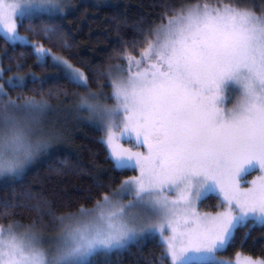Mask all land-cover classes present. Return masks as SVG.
Returning a JSON list of instances; mask_svg holds the SVG:
<instances>
[{"label": "snow or ice", "instance_id": "obj_1", "mask_svg": "<svg viewBox=\"0 0 264 264\" xmlns=\"http://www.w3.org/2000/svg\"><path fill=\"white\" fill-rule=\"evenodd\" d=\"M160 7L159 23L141 21L139 39L119 42L121 63L89 75L73 63L62 24L68 0H0L5 44L25 48L0 58V182L15 183L67 143L45 122L53 109L43 89L60 81L77 89L70 110L103 132L113 169L137 173L115 188L97 182L94 205L75 212L62 211L57 193L0 200V264H111L156 236L161 264H231L218 256L238 231L264 229V0ZM25 21L29 35L20 34ZM4 58L14 63L5 68ZM30 85L34 96L23 94ZM212 194L217 210L199 211Z\"/></svg>", "mask_w": 264, "mask_h": 264}, {"label": "trees", "instance_id": "obj_2", "mask_svg": "<svg viewBox=\"0 0 264 264\" xmlns=\"http://www.w3.org/2000/svg\"><path fill=\"white\" fill-rule=\"evenodd\" d=\"M163 0H68L72 12L68 18L62 21L65 31L68 33V43L72 44L70 49L74 54L73 63L81 67L87 74L91 75L89 68H106L109 65L121 63L118 59L120 41L131 40L134 37L139 39L136 28L141 21L151 20L159 23L161 15V3ZM175 3H208L215 6L220 0H172ZM227 2V0H223ZM259 4L260 0H255ZM37 24L40 21H36ZM28 24L25 21L24 28L20 34L29 35L25 31ZM16 51L5 44L0 35V58L4 57L5 50L8 56L19 57L25 52L22 45L14 46ZM67 55V53H65ZM27 62L32 65L31 58ZM3 67L7 68L14 61L6 58L2 60ZM38 76L45 75L39 69ZM28 70L25 69V73ZM52 72L51 69L48 70ZM13 72L7 75H13ZM22 75L24 73H21ZM7 76H5V79ZM37 86H29L23 92L26 96H34L36 92L32 89ZM95 87V83H93ZM77 89L72 88L65 81L59 85L52 83L46 85L43 93L49 98L52 105L57 106L61 102L65 106H58L56 111L50 112L46 117L54 118V114H62L64 120L58 121L63 124V130L67 143L59 144L46 156L41 157L30 166L26 175L16 181L5 185L0 182V200L11 199L19 196L28 190L42 191L45 195L57 193L63 196L65 207L62 211L75 212L81 205L92 207L99 197L95 195L97 182L105 185L111 184L113 188L119 185L124 178L133 175L131 170H114L108 150L102 143L103 133L90 126L81 114L79 118L69 113L73 93ZM68 92L65 98L62 93ZM51 93V96L49 94ZM17 92H13L15 97ZM58 97V99H57ZM69 99V100H68ZM68 100V101H67ZM59 114V115H60ZM69 160L72 168L69 169L62 162ZM91 197V200L89 199ZM206 202H217L215 196L205 199ZM202 203V205H203ZM205 203V204H206ZM16 219H20L17 216ZM3 222V221H0ZM247 228L240 229L237 233L236 242L227 251L222 252L226 256H233L236 252L264 259V229L259 227L251 231ZM164 251L163 243L156 237L150 241L133 246L130 251L119 255L113 254L109 259L111 264H161V257Z\"/></svg>", "mask_w": 264, "mask_h": 264}, {"label": "rangeland", "instance_id": "obj_3", "mask_svg": "<svg viewBox=\"0 0 264 264\" xmlns=\"http://www.w3.org/2000/svg\"><path fill=\"white\" fill-rule=\"evenodd\" d=\"M0 35L3 37V33H0ZM22 35V34H21ZM105 93H109L110 92V88H105ZM69 100V99H68ZM67 100V101H68ZM73 100V99H72ZM71 100V101H72ZM110 104L112 103V101H108ZM51 104V106H52V109H53V111L52 112H54V111H56V108L60 105V106H65L66 104H62L61 102H59V103H57V106H55V105H52V103H50ZM67 110H68V112L69 113H71V114H73V116H75L76 118H79L80 116H77V115H75L69 108H66ZM60 113H58V114H54L53 116H54V118H52V117H45V122L47 123V124H49V125H52V124H55L57 127H59V128H62V126H63V124H60V123H58V121H56V120H59V121H63L64 120V118H63V115L62 114H60ZM86 115V114H85ZM83 119H87V116H85V118H83ZM103 133V132H102ZM104 135V134H103ZM123 146L124 147H126V148H133V150H143V149H138L137 147H136V145H135V142H134V140L132 141V142H128L127 140L124 142V144H123ZM108 154H109V151H108ZM110 157V156H109ZM137 173L135 172L133 175H136ZM133 175H131V176H133ZM257 175V172L256 171H250L247 175H246V177H245V179L246 180H252L253 178H255V176ZM127 178V177H126ZM125 179V178H124ZM211 196H215V194H212ZM205 200V199H204ZM203 200V201H204ZM202 203L203 202H201V203H199V205H198V208H199V211H201V212H208V213H213V212H215L216 210H217V205L219 204V200L217 199V202L216 203H214V202H208V203H206V202H204L203 203V205H202ZM206 203V204H205ZM88 208H91V207H88ZM156 238L158 239V240H160L162 243H163V241H162V239L159 237V236H156ZM238 256H239V258L242 260L243 258H247V257H251V256H248V255H245V254H242V253H240V252H236L233 256H226V255H224V254H222V253H220L219 254V256H218V258L219 259H222V260H226V261H230L231 262V264H237V259H238ZM251 258H253V259H262V258H259V257H251Z\"/></svg>", "mask_w": 264, "mask_h": 264}]
</instances>
